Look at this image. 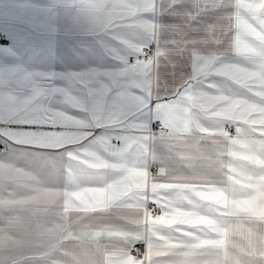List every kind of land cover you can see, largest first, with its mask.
I'll use <instances>...</instances> for the list:
<instances>
[{"label": "clouds", "instance_id": "clouds-1", "mask_svg": "<svg viewBox=\"0 0 264 264\" xmlns=\"http://www.w3.org/2000/svg\"><path fill=\"white\" fill-rule=\"evenodd\" d=\"M53 7L117 67L0 72V264H264V0Z\"/></svg>", "mask_w": 264, "mask_h": 264}, {"label": "crops", "instance_id": "crops-1", "mask_svg": "<svg viewBox=\"0 0 264 264\" xmlns=\"http://www.w3.org/2000/svg\"><path fill=\"white\" fill-rule=\"evenodd\" d=\"M57 0H0V72L22 69L63 77L117 67L91 37L75 30L53 7Z\"/></svg>", "mask_w": 264, "mask_h": 264}, {"label": "snow or ice", "instance_id": "snow-or-ice-1", "mask_svg": "<svg viewBox=\"0 0 264 264\" xmlns=\"http://www.w3.org/2000/svg\"><path fill=\"white\" fill-rule=\"evenodd\" d=\"M2 88H3V85L0 84V89H2ZM2 95H3V93H2V91H0V96H2ZM32 99H35V97L31 98L28 102L30 103ZM37 107H39V106H37ZM3 111H4V102L2 99H0V115H2ZM0 123H4V121L2 119H0ZM24 126L27 128H33V129L37 128V127H41L40 125H35V124H29V125H24Z\"/></svg>", "mask_w": 264, "mask_h": 264}, {"label": "built area", "instance_id": "built-area-1", "mask_svg": "<svg viewBox=\"0 0 264 264\" xmlns=\"http://www.w3.org/2000/svg\"><path fill=\"white\" fill-rule=\"evenodd\" d=\"M4 41V37L2 36V34L0 33V42Z\"/></svg>", "mask_w": 264, "mask_h": 264}]
</instances>
